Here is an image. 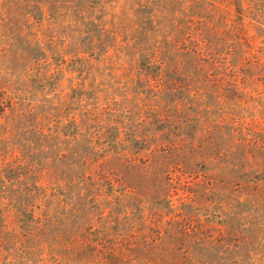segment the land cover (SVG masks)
<instances>
[{"label":"rangeland","instance_id":"rangeland-1","mask_svg":"<svg viewBox=\"0 0 264 264\" xmlns=\"http://www.w3.org/2000/svg\"><path fill=\"white\" fill-rule=\"evenodd\" d=\"M207 6L0 0V165L39 168L41 183L70 189L61 173L79 164L83 138L64 157L65 140L40 130L67 132L71 116L84 125L94 113L91 131L105 126L95 148L110 152L91 166L122 177L133 222L145 209L148 241L160 224V264H264V28L246 18L257 80L233 87L175 48L195 38L179 23ZM115 133L118 148L103 142ZM0 190L15 189L0 178Z\"/></svg>","mask_w":264,"mask_h":264},{"label":"trees","instance_id":"trees-1","mask_svg":"<svg viewBox=\"0 0 264 264\" xmlns=\"http://www.w3.org/2000/svg\"><path fill=\"white\" fill-rule=\"evenodd\" d=\"M197 1L209 5L205 12L188 14L179 23L183 35L190 28L195 38L191 44L182 40L175 48L194 54L196 70H217L223 77L215 79L222 82L227 75V83L233 87L237 82L244 86L256 83V44L245 20L264 28V0ZM229 90L234 92V88ZM70 118L73 127L67 132L60 127L50 134L44 133L43 126L40 130L52 142L65 140L64 157L83 138L87 149L76 153L79 164H70L61 173V184L70 189L41 183L43 172L34 165H0L2 184L10 183L15 189L6 194L0 190V264H160V257L156 260L160 256V224H149L152 238L148 241L145 209L138 208L133 222L127 202L134 194L122 177L101 163L91 166L110 152L106 147L103 151L95 148L94 137L104 132L105 126L91 131L94 113L86 116L84 125L77 117ZM105 141L118 148L120 140L115 133L111 139L103 138ZM111 150L117 153L120 149ZM74 198L79 203L70 205Z\"/></svg>","mask_w":264,"mask_h":264}]
</instances>
